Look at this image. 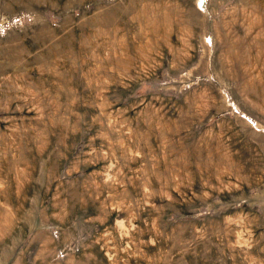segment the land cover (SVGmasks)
Returning a JSON list of instances; mask_svg holds the SVG:
<instances>
[{"label": "rangeland", "instance_id": "1", "mask_svg": "<svg viewBox=\"0 0 264 264\" xmlns=\"http://www.w3.org/2000/svg\"><path fill=\"white\" fill-rule=\"evenodd\" d=\"M0 264H264V0H0Z\"/></svg>", "mask_w": 264, "mask_h": 264}]
</instances>
